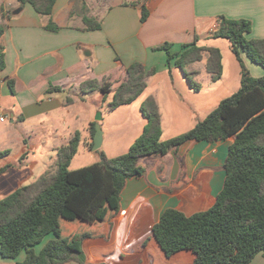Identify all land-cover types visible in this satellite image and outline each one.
Here are the masks:
<instances>
[{
	"label": "crops",
	"instance_id": "0c3cea01",
	"mask_svg": "<svg viewBox=\"0 0 264 264\" xmlns=\"http://www.w3.org/2000/svg\"><path fill=\"white\" fill-rule=\"evenodd\" d=\"M143 4L150 12L144 22L141 20ZM19 8L21 11L15 13ZM85 14L97 17L101 28L86 30ZM220 15L249 19L252 31L247 38H264V0H57L51 15L39 13L31 3L21 5L18 0H0V24L5 28L0 46L4 45L6 57V67L0 71V120L4 116L5 120L1 122H6L11 117L4 110L13 113L14 118L10 119L16 125L25 127L34 120L29 124L30 129L21 136L22 143L27 144L33 138L31 132L46 125L43 119L46 114L62 107L68 108L74 102L73 98L72 103H67V97L78 94L83 82L98 80L101 83L106 76L115 71L123 72L137 61L142 62L147 71L155 69L152 74L155 75L170 69L167 51L155 47L170 43L173 53H181L185 45L196 42L199 46L217 47L223 54L224 71L219 81L211 80L205 67L206 58L186 66L187 71L197 72L194 80L202 77L210 85L211 82L216 83L211 91L215 96L202 94L190 84L188 88L177 89L173 75L172 81L157 83L149 93L159 105L163 139L188 131L222 99L240 88L241 63L231 44L228 46L217 41L225 38L210 37ZM51 21L61 28L58 31L47 29ZM225 57L232 62L235 78H230L229 72V76L226 74ZM242 58L253 76L264 75L263 67L245 54ZM172 67H177L174 60ZM9 82L13 83L14 91ZM53 87L62 89L49 92ZM223 87L228 90L226 95H223ZM5 97L9 98L7 102ZM171 104L180 105L184 112H176V107L173 110ZM68 111L65 129L57 133L59 140L53 148L57 150L56 156L50 162L45 161L33 182L49 169L57 167L58 148L67 144L76 131L82 132L81 142L86 147L87 143L94 141L90 125L96 120L90 117L82 125L73 120L71 110ZM124 111L125 117L119 128H125L127 124V110ZM14 130L13 126L0 129V150H9V154L0 161L11 155L9 146L15 139ZM142 130V127H137L129 140L126 138L127 130L120 133L117 139L119 146L124 149L128 142L130 146ZM233 141V137L190 141L165 154L141 157L139 164L145 171L127 180L118 212L99 223L95 237L84 240L87 261L94 264H193L195 255L191 250L167 257L153 237V226L166 208H177L191 215L214 204L225 182V163ZM26 157L27 152L18 162L0 166L6 167L0 174V182L4 181L0 183V191L14 181L23 184L27 176ZM12 169L18 171L13 172ZM79 228L80 225L74 223L71 230ZM57 237L56 233L47 235L35 247L36 251L40 252L48 240ZM25 257V251L15 259L4 257L0 246V264H18ZM252 264H264V255L257 254Z\"/></svg>",
	"mask_w": 264,
	"mask_h": 264
},
{
	"label": "trees",
	"instance_id": "16d2710c",
	"mask_svg": "<svg viewBox=\"0 0 264 264\" xmlns=\"http://www.w3.org/2000/svg\"><path fill=\"white\" fill-rule=\"evenodd\" d=\"M21 5L31 3L43 15H51L57 0H18ZM150 12L142 5L141 20ZM86 30L101 28L97 17L84 15ZM47 29L61 27L52 21ZM0 24V38L4 34ZM252 22L245 18L218 17L211 38H225L241 63V86L222 99L204 119L188 131L163 139L161 114L156 99L150 95L141 105L146 123L141 134L128 151L116 157L101 153V160L70 169L79 150L82 132L76 131L70 141L58 148L56 171L45 172L35 182L18 188L0 199V246L4 257L15 259L22 252L26 257L18 264H60L87 261L83 242L97 235L100 222L109 220L120 208L121 193L129 178L140 176L145 168L141 157L165 154L190 141H217L230 137L223 188L214 204L203 211L187 215L177 208H166L153 226V237L167 257L183 250L194 253L193 264H252L259 253L264 255V75L255 77L245 65L242 55L264 68V38L249 39ZM171 44L155 49L168 53V64L181 68L196 91L201 84L194 80L197 72L186 70L190 63L206 58V70L212 81H218L224 71L223 54L217 47L185 45L181 53H173ZM4 45L0 46V71L6 67ZM206 56V57H205ZM156 72L147 71L142 62H134L123 72L115 71L100 83L88 80L81 91H114L109 109L135 101L146 89L147 78ZM14 91V85L9 82ZM61 90L53 87L49 90ZM73 97H67L72 103ZM94 136L96 121L90 125ZM94 141L87 143L92 149ZM9 150H0V159ZM6 167L0 168V174ZM217 188V187H215ZM78 223V230H71ZM68 230V231H67ZM56 233L40 252L35 247L45 237ZM104 264V263H100Z\"/></svg>",
	"mask_w": 264,
	"mask_h": 264
},
{
	"label": "rangeland",
	"instance_id": "374dc122",
	"mask_svg": "<svg viewBox=\"0 0 264 264\" xmlns=\"http://www.w3.org/2000/svg\"><path fill=\"white\" fill-rule=\"evenodd\" d=\"M217 41L225 42L228 46L229 44H231L228 39H218ZM223 52L226 56L224 48ZM231 58H233L234 62H237V59L234 55H231ZM229 61L230 60L225 57V65L227 68L226 74L227 76L230 75V78H235V71L231 67L232 62ZM259 66L262 68L261 65ZM172 75L175 76L173 81L175 82V87L177 89L183 87L188 88L189 80L186 76H184L182 69L179 67H172L168 70L161 71L156 73L155 75L149 76L147 80H150L147 81L148 86L146 90L133 103L123 105L112 111L109 109L108 106L109 103L113 100L114 91L103 93L100 90H96L94 92H89L88 94L82 93L81 91L78 94L73 93L71 95L74 98V102L68 108L62 107L50 112L49 114H46L43 117V119L46 121V125L42 127H36L35 130L31 132L33 138L27 144L22 143L21 136L23 132H25L27 129H30L29 124L32 123L34 120H31L30 123H28V125L25 127L21 125H16L14 122H11V117H9L6 122H1L0 120V129L6 126H13L15 128L14 131H16L15 139L13 143L9 146L11 147V155H9L6 159L0 161V166L4 163L18 162L21 158V155L27 152V157L25 161V163L27 162L25 168L27 176L23 180V184H20L21 182L14 181L10 185H8L4 190L0 191V199L11 194L16 189L32 183L34 181L35 176L44 166L45 161L50 162L55 158L57 150H54L53 148H55V143H57V141L59 140L57 133L65 129V120H67L68 118V110H71V115H73L74 118L73 120H77L78 122L82 123V125H85V123L89 120L90 117H93L95 119L98 115V112H101L103 116L102 120L100 121L103 130V143L101 148L95 151L90 150L84 145V142H81L77 154L72 159L70 169H78L100 161L102 152L107 153V155L111 158L126 153L130 147L128 146L130 142H128L127 147H124L123 149L122 146H119L120 143L117 141L118 137L120 136L119 134H122L127 130L126 138L127 140H129L131 135L132 137L133 135H135L137 127H142L143 129L146 123V118L143 112L141 111L142 103L148 96L151 95L149 93L153 91L157 83L167 82L169 80L172 81ZM230 78L228 81L229 83L232 82ZM202 79V77H199L198 80H196L199 83L201 81L202 94L211 95V97L213 98L215 95L211 93V91L213 90L212 88L216 86V83H214L215 81L211 82L213 85L212 86L207 82H204V79ZM239 86H241V80H239ZM170 88L173 87L170 86ZM227 93L228 90L225 87L223 89V95H226ZM8 100V97L4 98L5 102H7ZM171 106L173 107V110L176 107V112H184L181 108H179L181 107L180 105L171 104ZM182 106L184 105L182 104ZM124 110H127V124L125 128H119V124L125 117ZM141 122H144V124H142L143 126H141ZM56 169L57 167L54 169H49V171L54 173ZM12 170H14L13 172L18 171L17 169ZM0 183H4V181H1ZM4 264L11 263L5 262Z\"/></svg>",
	"mask_w": 264,
	"mask_h": 264
},
{
	"label": "water",
	"instance_id": "95a60500",
	"mask_svg": "<svg viewBox=\"0 0 264 264\" xmlns=\"http://www.w3.org/2000/svg\"><path fill=\"white\" fill-rule=\"evenodd\" d=\"M22 8H19L18 10L15 11V13H18L19 11H21ZM5 114H9L13 120L14 116L13 113L10 112L9 110H4ZM103 116L101 112H98V115L96 116L95 120H96V132L94 134V145L92 150H98L99 148H101L102 143H103V130L100 124V121L102 120Z\"/></svg>",
	"mask_w": 264,
	"mask_h": 264
},
{
	"label": "built area",
	"instance_id": "2783aa9c",
	"mask_svg": "<svg viewBox=\"0 0 264 264\" xmlns=\"http://www.w3.org/2000/svg\"><path fill=\"white\" fill-rule=\"evenodd\" d=\"M1 120H5V117H4V116H2V117H1Z\"/></svg>",
	"mask_w": 264,
	"mask_h": 264
}]
</instances>
